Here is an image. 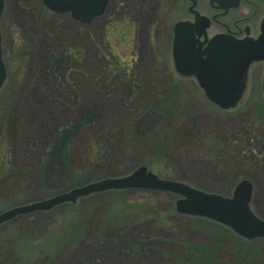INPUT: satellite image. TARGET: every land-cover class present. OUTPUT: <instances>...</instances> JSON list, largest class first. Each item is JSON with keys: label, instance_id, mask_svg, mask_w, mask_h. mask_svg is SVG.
<instances>
[{"label": "rangeland", "instance_id": "rangeland-1", "mask_svg": "<svg viewBox=\"0 0 264 264\" xmlns=\"http://www.w3.org/2000/svg\"><path fill=\"white\" fill-rule=\"evenodd\" d=\"M42 5L3 0L0 159L10 156L12 169L0 176V211L145 165L223 196L247 179L264 220V96L247 89L221 109L197 87L161 92L176 75L156 36L189 17L187 0H109L88 24ZM91 144L103 148L92 155ZM177 198L107 190L22 214L0 224V255L5 264H197L217 247L224 264H264V238L178 213Z\"/></svg>", "mask_w": 264, "mask_h": 264}, {"label": "water", "instance_id": "water-1", "mask_svg": "<svg viewBox=\"0 0 264 264\" xmlns=\"http://www.w3.org/2000/svg\"><path fill=\"white\" fill-rule=\"evenodd\" d=\"M45 7L56 13L68 12L80 23H89L100 15L109 0H41ZM238 0H218L222 6L236 5ZM194 4V1H193ZM3 0H0V16ZM195 13V21L179 20L173 26L172 54L175 69L185 75H193L203 89L206 98L220 108L236 106L245 89L247 69L252 61H264V16L260 22V34L255 39L226 41L219 36L208 40L206 48L193 50V29L197 23L201 30L207 25L205 16ZM205 55V57H203ZM6 78L1 55L0 36V88ZM264 89V78H263ZM142 188L172 192L180 197L175 200L179 213L202 216L220 222L238 235L253 239L264 238V220L249 207L252 186L247 179L235 185L230 196L204 192L185 183L160 178L145 165H139L130 173L119 177H106L72 187L47 198L14 206L0 212V224L20 214L49 210L56 205L106 190Z\"/></svg>", "mask_w": 264, "mask_h": 264}, {"label": "flooded vegetation", "instance_id": "flooded-vegetation-1", "mask_svg": "<svg viewBox=\"0 0 264 264\" xmlns=\"http://www.w3.org/2000/svg\"><path fill=\"white\" fill-rule=\"evenodd\" d=\"M187 11L189 12V17L181 20H189L190 22L195 21V11L197 15H204L207 18V25L204 29L201 30V24L197 23V30L193 29L192 38L194 40L193 50L197 52V55L200 51L204 50L208 44V40L214 36H219L226 41L231 40H242V39H255L260 34V22L264 16V0H238L236 5H228L226 7L222 6L218 0H187ZM194 1V4H193ZM197 5V8H196ZM44 8L45 6L42 5ZM4 7V6H3ZM203 8L208 9V13L203 11ZM46 9V8H45ZM50 12V11H49ZM55 14V13H54ZM2 16V14H1ZM96 18V17H95ZM1 19V17H0ZM178 21V20H177ZM176 21V22H177ZM88 24V23H87ZM161 32L157 33L156 40L161 42V39L164 38L163 56H170L172 69L176 77L168 74V79L165 83V87L161 89L164 96L171 95L174 91H178V87H184L183 91L191 92L194 87H197L202 94L205 95L203 89L199 86L197 79L193 75H185L179 73L175 69L173 54H172V41H173V25L170 29L165 28L163 34ZM205 57V55H203ZM169 59V58H168ZM125 65H128L127 62H124ZM253 67V71L250 72V68ZM165 70L169 69V64L164 63ZM254 75L260 76V85L259 87L253 88L249 87V82L252 81ZM263 78H264V61H252L249 64L246 73L245 79V89L244 92L248 89L250 97H263ZM194 86H193V85ZM192 87V89H191ZM249 87V88H247ZM259 105V106H257ZM252 105L253 108H258L261 104ZM261 112V111H260ZM263 113V111H262ZM261 115V113H260ZM256 158L260 157V154L255 155ZM210 250H215L214 252L210 251L209 254L216 256L217 247H213Z\"/></svg>", "mask_w": 264, "mask_h": 264}, {"label": "trees", "instance_id": "trees-1", "mask_svg": "<svg viewBox=\"0 0 264 264\" xmlns=\"http://www.w3.org/2000/svg\"><path fill=\"white\" fill-rule=\"evenodd\" d=\"M74 129H76V127L74 128V126H72L70 128V132H74ZM71 133V135H72ZM95 145V146H94ZM91 144V148H92V151H93V154L92 155H96L97 154V147H101L103 148V145L102 144ZM2 156V155H1ZM9 158L10 156H8L7 154L4 155V157H1L0 159V176L4 173H8L9 171H11L12 167L11 165L9 164ZM84 184V183H83ZM28 203V202H27ZM21 204V203H20ZM19 203L16 204V205H20ZM24 204V203H23ZM20 216V215H19ZM133 247L131 244L125 246V250H127L129 253H132L133 251ZM142 252H138V254L141 255ZM202 257V256H201ZM207 259V260H206ZM205 260V261H204ZM0 264H5L3 262V258H1V255H0ZM197 264H224L222 262H219V261H216L215 260V257L213 255H210L209 252H207L206 254V257L203 258L201 261H197Z\"/></svg>", "mask_w": 264, "mask_h": 264}]
</instances>
